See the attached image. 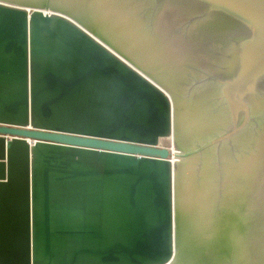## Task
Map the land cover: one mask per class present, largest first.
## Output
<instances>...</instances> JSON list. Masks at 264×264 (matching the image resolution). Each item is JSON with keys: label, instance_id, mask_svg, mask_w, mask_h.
Masks as SVG:
<instances>
[{"label": "water", "instance_id": "water-1", "mask_svg": "<svg viewBox=\"0 0 264 264\" xmlns=\"http://www.w3.org/2000/svg\"><path fill=\"white\" fill-rule=\"evenodd\" d=\"M166 263L264 264V0H0V264Z\"/></svg>", "mask_w": 264, "mask_h": 264}, {"label": "rangeland", "instance_id": "rangeland-1", "mask_svg": "<svg viewBox=\"0 0 264 264\" xmlns=\"http://www.w3.org/2000/svg\"><path fill=\"white\" fill-rule=\"evenodd\" d=\"M159 145L170 147L174 145V141L169 136H163L159 138Z\"/></svg>", "mask_w": 264, "mask_h": 264}, {"label": "bare ground", "instance_id": "bare-ground-1", "mask_svg": "<svg viewBox=\"0 0 264 264\" xmlns=\"http://www.w3.org/2000/svg\"><path fill=\"white\" fill-rule=\"evenodd\" d=\"M169 137L173 140V135H170ZM173 152H174V153H173L172 160H176L177 157H175L174 154H175V152H177V149L174 148V146H173ZM166 264H167V263H166Z\"/></svg>", "mask_w": 264, "mask_h": 264}, {"label": "built area", "instance_id": "built-area-1", "mask_svg": "<svg viewBox=\"0 0 264 264\" xmlns=\"http://www.w3.org/2000/svg\"><path fill=\"white\" fill-rule=\"evenodd\" d=\"M169 148H170V150H171V155H170V158L172 159V157H173V153H174V152H173V145H172V146H170Z\"/></svg>", "mask_w": 264, "mask_h": 264}]
</instances>
